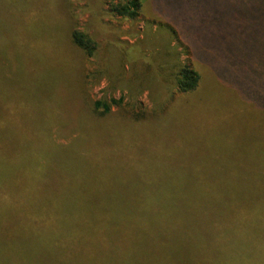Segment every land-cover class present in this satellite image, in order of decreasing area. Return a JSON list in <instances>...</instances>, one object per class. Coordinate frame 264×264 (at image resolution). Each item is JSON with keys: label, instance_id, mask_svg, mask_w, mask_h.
Wrapping results in <instances>:
<instances>
[{"label": "trees", "instance_id": "obj_1", "mask_svg": "<svg viewBox=\"0 0 264 264\" xmlns=\"http://www.w3.org/2000/svg\"><path fill=\"white\" fill-rule=\"evenodd\" d=\"M247 1L254 17L264 12V0ZM55 3L59 18L54 21L44 13L39 28L19 18L26 30L42 32L38 47H28L18 31L8 39L15 44L22 40L20 57L12 45L0 47L6 63L22 77L11 83L13 97L0 115V140L18 137L30 145L27 158H15L25 163V189L12 193L0 184V264H264V183L258 195L228 192V179L201 195L173 190L122 193L117 189L123 182L149 178L148 171L141 170L139 178L136 171L145 168L138 159L124 161L111 147L115 141H93L88 131L91 125L103 131L112 124L137 126L169 115L178 101L173 88L182 97L207 84V60L198 44L199 50L190 51L186 61L179 59L176 48L169 49L173 59L168 62L156 63L161 49L148 60L140 58L141 67L146 63L152 70L151 77L141 81L165 95L169 107L157 101L163 108L151 111L129 108L123 98L95 100L89 93L86 62L89 57L103 61L100 45L75 28L69 0ZM142 7L143 0H124L114 2L110 11L133 21ZM101 20L97 14V23ZM170 52L165 51L166 60ZM26 58L35 63L20 70ZM238 62L229 64L228 72L239 73L235 84L250 100V86L241 83L248 65L241 72ZM252 95L253 103L264 106V92ZM74 113L76 118H70ZM55 133L78 134L66 145ZM130 148L139 154V148ZM52 167L61 170L56 173L61 182L41 174ZM5 172L0 167V175ZM36 176L40 178L33 183ZM41 180L57 189L39 191Z\"/></svg>", "mask_w": 264, "mask_h": 264}, {"label": "rangeland", "instance_id": "obj_2", "mask_svg": "<svg viewBox=\"0 0 264 264\" xmlns=\"http://www.w3.org/2000/svg\"><path fill=\"white\" fill-rule=\"evenodd\" d=\"M120 1L124 0H104V3L69 0L75 28L92 36L102 53L103 61L89 57L86 62L92 99L123 98V104L129 108L151 111H159L164 105L169 107L171 102H166L165 95H158L147 86V81H141L150 78L152 70L146 63L141 67L140 58L155 56L161 49L156 63L168 62L173 59L169 49L176 48L179 59L186 61L190 51L198 49L196 43L207 60V84L182 97L173 88L177 105L169 115L154 122L137 126L112 124L103 131L96 125L90 126L88 131L93 141H115L111 147L122 153L124 161L138 159L142 163L140 167L145 169L136 171L139 178L141 170L149 173V178L123 182L117 190L122 193L129 189L133 192L173 190L201 195L217 190V181L228 179L225 182L230 185L228 192L255 193L264 183V106L253 103L252 95L264 92V12L254 17L252 5L245 0H143L140 16L132 21L110 11L111 5ZM56 6L55 0H0V47L12 45L16 57L21 56L17 48L21 51L22 40L15 44L8 39V34L15 31L23 33L28 47H38L42 32L26 30L19 18L39 28L43 16L54 21L59 18ZM28 10H33V14ZM97 14L102 19L99 24ZM251 20L253 25L248 22ZM10 24L16 26L14 31ZM165 51L170 52L167 60ZM3 54L0 50V61L5 62L0 64V115L7 110L5 102L13 97L11 83L22 78L20 72H14L13 65L6 63ZM127 54L134 61L130 63ZM237 59L241 72L248 65L241 83L250 86V100L235 84L239 73L228 72L229 64L237 63ZM28 63L35 62L24 59L18 65L20 70ZM101 68L105 69L103 74ZM117 107L114 105L113 109ZM71 117L75 119L76 114ZM77 134L59 137L55 133L54 137L68 145ZM130 147L139 148V154L131 153ZM29 151L30 145L18 137L6 136L0 140V167L6 171L0 175V184L12 193L21 192L28 184L25 163L15 158L18 155L27 158ZM56 173L61 174V170L52 167L41 174L59 183ZM48 189L57 187L48 188L41 180L39 191Z\"/></svg>", "mask_w": 264, "mask_h": 264}]
</instances>
